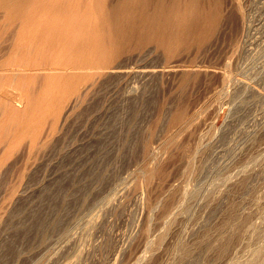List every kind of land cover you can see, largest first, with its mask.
I'll use <instances>...</instances> for the list:
<instances>
[{
	"label": "rangeland",
	"instance_id": "1",
	"mask_svg": "<svg viewBox=\"0 0 264 264\" xmlns=\"http://www.w3.org/2000/svg\"><path fill=\"white\" fill-rule=\"evenodd\" d=\"M203 3L208 8L216 4L221 16L202 45H179L175 49L176 53L183 51L179 56L175 50L166 54L163 47L153 43L132 45L115 61L127 67L156 66L169 55L178 69L150 79L98 69L96 80L66 116L60 118L59 114L73 92H67L62 82L46 80L48 55L34 57L33 63L28 61L24 66L27 78L13 79L14 85L9 82L17 94L12 102L21 113L17 110L16 129L0 132V213H4L0 226L5 227L0 236V264L62 263L73 248H61L66 243L64 238L81 237L83 222L101 209L105 197L137 177L140 197L145 199L128 194L115 201L111 209L102 210L98 227L85 240L88 245L84 242L85 251L77 262L112 264L117 254L119 261L132 264L143 254L142 250L134 251L141 236L146 200L153 201L168 181L179 182L186 152L192 155V173L189 170L183 183L202 188L200 200L192 204L188 217L175 221L182 224V231L173 227L172 232L176 230L178 235H166L161 249L138 264H185L188 258L196 260L199 255L198 264H264V0ZM148 48L152 49L150 56L139 55ZM224 79L228 82L223 86ZM132 85L137 91L130 88ZM243 85L247 87L243 89ZM195 110H200V117L184 127V119ZM180 113L182 118L175 120ZM23 120L27 128H23ZM14 130L16 135L11 134ZM7 132L12 143L9 146ZM159 142H165L162 171L148 177L143 170L151 160L148 149ZM240 167L253 170L246 169L245 177L238 173ZM225 178L230 184L221 183ZM245 236L249 237L244 240ZM160 237L156 233L155 242ZM200 240L204 243L198 244ZM224 240L229 244L227 250L217 249Z\"/></svg>",
	"mask_w": 264,
	"mask_h": 264
},
{
	"label": "bare ground",
	"instance_id": "2",
	"mask_svg": "<svg viewBox=\"0 0 264 264\" xmlns=\"http://www.w3.org/2000/svg\"><path fill=\"white\" fill-rule=\"evenodd\" d=\"M216 4L213 6V8L212 6L211 8L210 7L208 8L203 3V0H0V41L1 40L3 41V42L1 41L2 43L0 42V132L3 133L4 130L12 131L13 129H16L15 124H17V120H18V119L16 120L17 118L16 114L17 115L20 114L21 109L20 107L18 108L16 104L12 102L14 98H16L15 96L17 94H15L13 90L14 88L11 89L10 85L8 86V84L13 79L15 82L17 77L20 78V80L22 78L23 80L25 79L24 76H26V73L24 71L26 68L24 66L28 64L29 60L32 61L31 63H33L34 60L31 59H33L34 57H35L34 59L39 57L38 55L41 56L48 55V58L51 57L50 64H47L48 66L45 67L47 71L46 73H48L47 76H45L47 78L46 80L57 81L56 83L60 82V84L62 82L64 85L63 87H65V90L67 92H73L72 96L69 98V100L65 103V106L62 108L63 111L61 112L62 115L59 114L61 118L63 116H66L68 112L72 108H74L75 105L78 103L81 95L88 91L89 86L96 80L94 79V77L98 69H103L102 73L104 72L108 74H116L118 76L136 75L138 77L141 76V78L143 79H150L155 74L163 75L169 70L174 69V67L176 66L175 64L176 61L173 59L174 57L171 59V61H169V59L167 58L169 57V55L166 57V54H170L172 53V51L174 52L176 48L177 49L179 48V45L181 46L182 44L185 43H186L185 45L186 47L187 44L190 43L191 45L192 42L194 43L197 42L198 44L196 43V45L199 44L202 45V43H205V41H207V39L211 36L215 28H217V24L220 20L221 11L219 13L220 9L217 8L218 6ZM149 43H153L157 45V47H163L165 49V52H167L166 54H163L165 55L167 61H163L162 63L156 66L132 65L127 67V66H122L119 63H115L118 57H120L123 53L129 50L132 45H141V44H149ZM185 49L187 50L188 48ZM151 51L152 49L148 48L146 52H143L139 55H149ZM176 51L177 50H175V53ZM179 51L176 53L177 55L178 54L180 55V53L183 52L181 51L179 53ZM176 59L178 58L176 57ZM168 61L169 63L167 64ZM22 73H25V75ZM230 78L231 77H229L228 79ZM225 81L228 82L226 79H224V81H222L223 86ZM14 82L12 83L13 85L15 84ZM135 86L132 85L130 88L133 91H137V87ZM244 86L245 85H243L242 87L243 89L247 87L245 86L244 88ZM252 90L254 91V89ZM27 97L28 95L25 98ZM28 100L29 99H27L26 102H28ZM17 110L20 113H18ZM199 113L200 110H195L194 114L191 117L184 119L183 126L188 127L194 120H197L201 115V114L199 115ZM14 114L16 117L13 116ZM182 116H183L182 113H180L178 116L175 117V120L179 121L180 118H182ZM23 121H21L22 126L25 123V121L27 122L25 124H28L27 119L24 122ZM13 132L14 133L11 132L12 135L15 134L16 130H14ZM7 133L5 134V136H7L6 137L8 143L7 146H9L12 143H11V139L9 140L10 134L9 132ZM164 145L165 142H162V144L161 142H159L158 145L152 146L148 149V154L151 160L149 161L148 164H146L143 167V170L147 171L148 177L150 176L152 177L155 172L161 173L162 170H161L160 162L161 160H163L162 148ZM262 150L264 154V145ZM185 154H186L185 166L182 168L180 172H178L180 180L179 177L175 178V180H179V182L168 181L167 184L162 188V190L160 189L161 193H158V195H156L153 201L146 200V204H145L146 209L143 214L142 221L140 222L141 233L139 234H141V236L138 234L140 240L138 241L139 242L138 245L135 246V251H134L135 253L136 252L139 253L140 250H142L143 252H141V254L142 253L143 254L140 255L139 257L137 256L138 258L135 256V260L136 258L137 260L136 261L134 260L135 262L133 263L131 262L132 264H138L141 260L146 259L148 258V256L153 255L154 251L156 250L158 251L159 248L161 249V244L163 243L165 236L166 235L168 236L169 234L172 235L173 227L180 233L183 229L182 228L183 226L181 227L182 224L177 225V222L175 221L177 219L182 221L184 220V218L188 217L192 204H194V202L197 199H199L198 198L199 193L202 188L200 189V187H190L183 183V178L184 179L187 178V176L189 175V170L192 173V167L190 166L192 155L187 152ZM260 155L263 156L262 154ZM261 159L259 160L262 161ZM2 167L3 166L0 165L1 169H3ZM246 169L249 170L250 168H246ZM246 169L240 167L238 168L239 171L238 173L244 174L243 172L244 171L246 172L247 171ZM141 170H139L136 175H139V172ZM250 170L252 171L253 169ZM2 171L3 170H1L0 172ZM227 178L230 177L227 176ZM228 182H229L228 179L225 178L224 182L222 181L221 183L227 184ZM218 183H220V181H218ZM141 189L142 188L137 182V177H136L132 181L126 180V182L124 184L122 183L120 187L117 186V188L114 191H112L113 193L107 195L106 197L104 196L105 199L103 200L104 202H102L104 204H102L103 206H101V209L99 211L96 210V212L92 216H89V218L83 222L81 226L82 228H80L82 229V235L84 237L82 235L81 237L80 236L74 237L72 235L73 238L70 237L71 236L70 235L68 236L70 237L68 239L63 237L66 243H64L62 246L60 242V245L62 246L61 248L63 249V247H65L66 249L68 248V246L70 247V245L73 246V248L72 249L70 248L72 251V252L70 251L71 252V255H69L70 257L66 255L68 259L64 261V259H66L65 257L62 260V263L61 262L59 263L77 264V262L80 260L82 255V251H83L82 247H85L84 245L85 240L88 239V236L91 235L92 232H94V230L96 229L95 227H98L97 226L98 216L100 215L102 210L105 209L108 210L107 208H110L112 204L114 205L115 201L117 200L120 201L121 198L126 197L128 194L130 195L134 193L135 195H138V197H140ZM143 198L144 196L142 195L140 199ZM263 208L264 207H262V209ZM262 209L260 208L259 210L261 211ZM157 210L160 211L157 212ZM259 210L256 209V211ZM262 212L263 215L262 213L261 215L263 218L264 211ZM3 214L2 212L0 213V215L2 216ZM256 216L258 217V215ZM262 218L261 221L263 220ZM174 222L176 223L177 226L173 225ZM258 225L260 226V224ZM198 227L196 226V228ZM223 227L225 226L223 225ZM223 227H221L222 230L221 233L223 232L222 229ZM256 227L258 228V226ZM4 228H5L4 226L0 228V236L5 231ZM227 228L229 230V226ZM205 229H203L204 232ZM248 229H251L250 226L248 227ZM248 229L247 232L249 231ZM176 230H174L175 234L177 233ZM258 230H255L256 232L255 231L254 232L257 233ZM196 232L195 235H197ZM250 232L251 230L249 231V235ZM156 233L161 234V237L158 240L159 243L157 241L155 242ZM182 234L183 233H181V236ZM205 234L207 233L205 232ZM219 236H221L222 239V234ZM239 236L241 235L239 234ZM208 237L209 239L211 238L210 235ZM248 237L245 236V238L244 237L243 238L245 240ZM212 239H214V237ZM216 239L213 241L214 242L218 241L217 243L221 242V241L219 242L220 237L219 240ZM85 243L87 244V242ZM179 243L177 242V244ZM201 243L204 242L201 241L198 244ZM156 244L157 246L153 249V246H155ZM216 245H214L215 248ZM228 245L225 241L222 243V246H217V249L218 247L219 250L220 247L221 249H226L228 248ZM67 251L69 252V250ZM194 253L192 254L195 255ZM201 253H204V249L202 250ZM168 255L170 256L169 253ZM199 257L200 255L198 256V258ZM255 257L257 256H254L253 258ZM196 260L195 258L190 257L185 261L186 262L185 264H198ZM111 261L112 264H130L129 260L119 261L117 254L113 256Z\"/></svg>",
	"mask_w": 264,
	"mask_h": 264
}]
</instances>
